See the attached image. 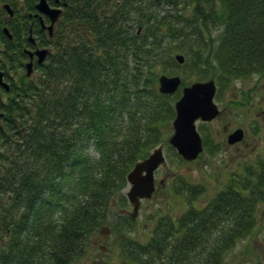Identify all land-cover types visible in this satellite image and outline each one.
Segmentation results:
<instances>
[{
  "label": "trees",
  "instance_id": "1",
  "mask_svg": "<svg viewBox=\"0 0 264 264\" xmlns=\"http://www.w3.org/2000/svg\"><path fill=\"white\" fill-rule=\"evenodd\" d=\"M0 1L14 13L0 24V264H98L95 238L127 204L126 174L167 144L180 93L158 92L157 69L184 52L221 81L264 75V0H61L51 39L38 0ZM30 28L51 51L27 77ZM242 169L201 205L202 187L172 185L187 207L155 217L145 241L117 217L102 263L228 264L264 202V160Z\"/></svg>",
  "mask_w": 264,
  "mask_h": 264
},
{
  "label": "rangeland",
  "instance_id": "2",
  "mask_svg": "<svg viewBox=\"0 0 264 264\" xmlns=\"http://www.w3.org/2000/svg\"><path fill=\"white\" fill-rule=\"evenodd\" d=\"M11 1L17 6L21 4V0ZM4 3L0 1V24L2 19L8 16L3 8ZM175 53L184 55L185 59L182 64L175 61ZM175 53L173 52L175 62L173 61L167 69L169 72L161 73V68H158L159 75H178L183 85L213 78L216 84L214 101L224 111L221 117L211 122L196 121V127L204 146L197 159L187 162L178 156L168 144L163 145L166 161L156 171L155 181L158 184L159 180H162L164 187H158L150 199L141 202L138 215L134 218L135 222L132 223L130 230H123L128 231L127 234H131L140 241H145L149 237L155 217L168 213L178 215L186 209L187 201L174 194L172 185H180L185 181L190 185L202 187L203 192L196 199V205H201L225 184L232 171H236L237 168L241 169L246 163L253 162L257 156L264 159V75L221 81L220 73L215 71L216 67L198 66L194 62L196 61L195 55L192 53L190 56L184 52ZM36 74L34 70L32 76ZM230 126H240L245 131L242 151H236L226 145V128ZM171 132L172 126L169 134ZM88 149L91 154L96 155L91 144ZM131 209L128 201L126 205L117 204L112 209L107 218L105 230L95 238V245L98 248L95 255H98L96 262L92 261V263L104 264L102 263L103 257L110 254V251L104 252V250H108L107 246H112L120 237L118 231H111V229L117 217L127 214ZM256 215L258 224L250 236L238 242L235 248L228 253L226 259L228 264H264V202L257 205ZM109 257L112 258L111 255Z\"/></svg>",
  "mask_w": 264,
  "mask_h": 264
},
{
  "label": "water",
  "instance_id": "3",
  "mask_svg": "<svg viewBox=\"0 0 264 264\" xmlns=\"http://www.w3.org/2000/svg\"><path fill=\"white\" fill-rule=\"evenodd\" d=\"M56 5L60 4V0H53ZM65 5V3H63ZM10 15L13 14L8 4L3 5ZM39 16L41 26L46 28L50 38L53 35V27L58 22L63 10L60 6H51L48 0H38L35 4ZM42 15L49 18L50 23L45 25ZM4 33L11 38V34L6 27L3 28ZM31 43L34 39L31 32L28 36ZM48 48H36L34 51L27 50L29 61L25 63L26 75L30 76L33 71V58L36 56L37 63L44 62L48 52ZM175 59L178 63H183L184 56L176 54ZM181 84V78L178 75L162 74L158 78V91L161 94L175 93ZM0 86L5 90L9 89V85L3 80V72L0 69ZM215 83L213 79L207 81H197L190 85L184 86L181 90V96L174 102L175 117L172 120L173 131L168 138L177 154L184 160H194L202 151V139L196 129V121H210L219 114V109L213 101L215 94ZM243 130L236 129L228 135V143H234L241 140ZM165 162V156L162 146L154 148L150 154L142 160L137 161L126 175L127 187L125 195L132 205L129 215L135 218L138 214L142 199L150 198L155 191L154 171Z\"/></svg>",
  "mask_w": 264,
  "mask_h": 264
},
{
  "label": "flooded vegetation",
  "instance_id": "4",
  "mask_svg": "<svg viewBox=\"0 0 264 264\" xmlns=\"http://www.w3.org/2000/svg\"><path fill=\"white\" fill-rule=\"evenodd\" d=\"M256 76V75H255ZM252 77V76H251ZM258 77V76H257ZM219 108V107H218ZM220 109V108H219ZM223 111L224 110H222V109H220V112H219V114L215 117V118H213L212 120H210V121H208V122H211V121H213V120H215L216 118H219V117H221V115L223 114ZM229 128V129H228ZM228 128H226V134H225V141H226V145L228 146V148H234L236 151H242L243 150V147H244V143H245V131H244V129L242 128V127H240V126H235V127H228ZM243 129V137H242V139L240 140V141H236V142H234V143H228V135L229 134H231L232 132H234L236 129ZM258 158H260V159H262L260 156H257L254 160H256V159H258ZM243 167H241V169H238L237 168V171H241V170H243L242 169ZM234 172H236V171H232L231 173H234ZM230 173V174H231Z\"/></svg>",
  "mask_w": 264,
  "mask_h": 264
}]
</instances>
